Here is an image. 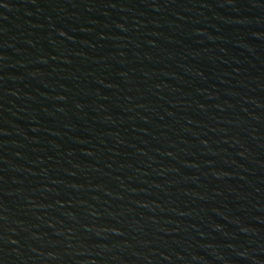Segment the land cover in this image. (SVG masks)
I'll return each mask as SVG.
<instances>
[{
  "label": "water",
  "instance_id": "water-1",
  "mask_svg": "<svg viewBox=\"0 0 264 264\" xmlns=\"http://www.w3.org/2000/svg\"><path fill=\"white\" fill-rule=\"evenodd\" d=\"M0 264H264V0H0Z\"/></svg>",
  "mask_w": 264,
  "mask_h": 264
}]
</instances>
